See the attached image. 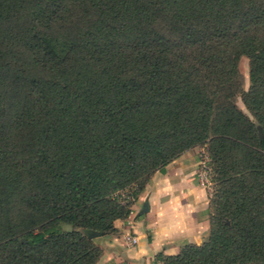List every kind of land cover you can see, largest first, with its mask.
<instances>
[{
	"label": "trees",
	"instance_id": "trees-1",
	"mask_svg": "<svg viewBox=\"0 0 264 264\" xmlns=\"http://www.w3.org/2000/svg\"><path fill=\"white\" fill-rule=\"evenodd\" d=\"M199 147L208 232L152 263L264 264V0H0V264H96Z\"/></svg>",
	"mask_w": 264,
	"mask_h": 264
},
{
	"label": "crops",
	"instance_id": "crops-1",
	"mask_svg": "<svg viewBox=\"0 0 264 264\" xmlns=\"http://www.w3.org/2000/svg\"><path fill=\"white\" fill-rule=\"evenodd\" d=\"M197 159L187 152L154 172L113 232L98 236L96 264H153L156 253L174 254L186 243H199L208 232V188L196 176ZM136 238L129 244L125 236Z\"/></svg>",
	"mask_w": 264,
	"mask_h": 264
},
{
	"label": "built area",
	"instance_id": "built-area-1",
	"mask_svg": "<svg viewBox=\"0 0 264 264\" xmlns=\"http://www.w3.org/2000/svg\"><path fill=\"white\" fill-rule=\"evenodd\" d=\"M198 159H197V165H196V170H195V176L197 180L200 183L206 184V175L208 172V167H207V156L206 153L203 149V147H199L198 149ZM133 189L134 187H129L125 188L123 190H120L116 193L119 201L124 204H129L131 205L132 202L134 201V196H133ZM125 240L129 244H134L136 242V238L134 236L126 235Z\"/></svg>",
	"mask_w": 264,
	"mask_h": 264
},
{
	"label": "rangeland",
	"instance_id": "rangeland-1",
	"mask_svg": "<svg viewBox=\"0 0 264 264\" xmlns=\"http://www.w3.org/2000/svg\"><path fill=\"white\" fill-rule=\"evenodd\" d=\"M237 69H238V72L240 73V76H241L242 89L246 90L248 87V78H247L248 64H247V59L245 57H243V56L239 57L238 62H237ZM235 104L244 111V108L242 106V103H241L239 97L235 98ZM198 149L199 148H197L194 152L196 159H198V155H197ZM206 186L208 188V193H210L212 184L208 180V172L206 175Z\"/></svg>",
	"mask_w": 264,
	"mask_h": 264
},
{
	"label": "water",
	"instance_id": "water-1",
	"mask_svg": "<svg viewBox=\"0 0 264 264\" xmlns=\"http://www.w3.org/2000/svg\"><path fill=\"white\" fill-rule=\"evenodd\" d=\"M101 234L102 233L97 232V233H93L92 236L96 237V236H100Z\"/></svg>",
	"mask_w": 264,
	"mask_h": 264
}]
</instances>
